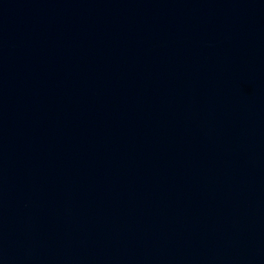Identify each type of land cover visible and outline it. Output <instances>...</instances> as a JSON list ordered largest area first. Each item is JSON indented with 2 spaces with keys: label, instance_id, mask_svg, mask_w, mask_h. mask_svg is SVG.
Segmentation results:
<instances>
[{
  "label": "water",
  "instance_id": "obj_1",
  "mask_svg": "<svg viewBox=\"0 0 264 264\" xmlns=\"http://www.w3.org/2000/svg\"><path fill=\"white\" fill-rule=\"evenodd\" d=\"M0 264H264V0H0Z\"/></svg>",
  "mask_w": 264,
  "mask_h": 264
}]
</instances>
